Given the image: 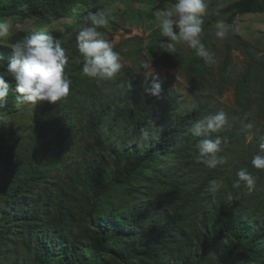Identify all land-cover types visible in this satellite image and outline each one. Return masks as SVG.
<instances>
[{"label": "trees", "instance_id": "1", "mask_svg": "<svg viewBox=\"0 0 264 264\" xmlns=\"http://www.w3.org/2000/svg\"><path fill=\"white\" fill-rule=\"evenodd\" d=\"M35 1L0 0V18L24 11L28 17L39 16L47 8L55 20L69 19L78 2L84 4L85 14L93 12L96 4V0ZM228 13L229 24L239 15L264 13V0H241L230 6ZM79 30L68 26L64 32H50L62 41L68 56L65 73L72 81L69 101L83 96L89 81L82 74L83 57L76 47ZM27 35L30 33L18 32L10 38V45H0V55L5 58L0 62V75H5L9 84L7 103L0 107V127L3 117L14 116L17 108V94L10 92L16 84L6 75L7 58L11 45ZM234 42L246 62L237 94L244 107H254L259 115L263 111L264 123V95L258 90L259 83L264 84V54L239 35H234ZM161 52L166 51L158 45L156 55ZM207 63L201 59L194 66L195 75L202 81L213 74ZM141 68L133 62L130 69L139 72ZM138 72L139 81L119 92L115 86L116 93H110L109 99L84 97V107L79 109L93 146L82 172L72 173L67 183L51 181L50 168L56 166L57 158L50 150L48 128L40 127L46 123L43 118L31 117L34 125L27 128L26 137L15 140L12 150L5 153L0 148V264H264V169L251 163L264 143V124L249 123L241 112L216 102L212 96L206 98L208 103L199 102L177 113L183 102L168 90L167 82L158 74L145 81ZM237 73L228 48L221 68L223 83L231 82ZM259 74L262 79H258ZM154 80L161 85L159 96L145 92V86ZM101 87L105 88L103 84ZM130 95L136 97L128 98ZM220 111L228 118L220 132L208 136L193 133L197 120ZM110 133L120 137L118 151L108 146L105 134ZM252 133L255 138L249 140ZM217 135L225 140L219 153L241 149L233 165L238 160L256 181L249 189L244 181L237 186L238 176L235 185L231 176L224 178L216 192L220 213H204L200 222L190 215L199 202L198 195L206 190L204 186L180 199L164 191L162 200L160 197L155 202L151 194L139 189L145 181L162 189H188L198 181L211 180L197 145ZM131 145L142 146V150L135 152ZM115 191L126 197H152L154 204L148 208L128 207L127 203L116 206L112 202Z\"/></svg>", "mask_w": 264, "mask_h": 264}, {"label": "rangeland", "instance_id": "2", "mask_svg": "<svg viewBox=\"0 0 264 264\" xmlns=\"http://www.w3.org/2000/svg\"><path fill=\"white\" fill-rule=\"evenodd\" d=\"M239 1L241 0H206L208 10L203 17L201 40L213 55V61L207 63L213 74L202 81L198 75H195L194 68L195 64L202 58L198 57L195 51L189 48L185 42L176 43L174 53L161 52L160 55H156L160 40L167 38L161 35L155 13L158 10L170 7L172 3L166 0H96L93 12L97 9H105L109 13L108 25L99 30L102 32L103 38L112 44L113 50L119 53L122 64L121 70L109 80L86 76L85 78H88L89 81L84 85L83 96L71 97V101L68 99L70 95L55 103L38 101L35 104H25L17 100L16 114L14 116L7 114L3 117V125L0 127V140L2 139L3 143L0 141V148L6 150L5 153L12 150L10 148L15 147V140L20 136L26 137L24 134H26L27 128L34 125H31L33 122L31 117L37 115V119L43 118L46 123L40 125V127L48 128L52 140L50 150H53V154L57 158L55 161L56 166L50 168L51 181L67 183L72 173L82 172L83 164L90 158V151L93 146L92 140L85 130L83 113L79 109V107H82V109L84 107V97L95 96V99L98 100L109 99L110 93H116L115 86H117L119 92L121 88L139 81L136 76L138 71H131L130 69L133 62H137L140 66L151 63L153 71L151 72V69H149L146 72L142 67L140 70L138 69L139 76L144 77L147 81L152 74H158L167 82L168 90L180 96L183 106L182 110L179 109L177 113L184 112V108L197 106L199 102L208 103L206 98L212 96L216 102L241 112L249 123L255 126L263 125L261 119L263 111L259 115L258 110H254V107H244L239 94H237L239 89L241 90V72L246 62L242 52L236 48L234 35L241 36L264 54V13L239 15L234 18L233 24H229L226 21L230 16L228 8ZM40 2L41 0H36L34 3ZM84 8V4L78 2L73 7L69 19L55 20L47 8H44L43 14L39 16L28 17L26 11H24L20 15L2 17L0 18V25L8 28V35L0 37V45H10V38L18 32L30 34L37 31L50 33L56 30L57 32H64L68 26L81 29L84 26L82 18L87 15L82 10ZM216 13H219V15ZM220 20H223L228 28V35L224 39H219L215 35V26ZM228 48L231 50L232 62L238 73L231 78V82L224 84L221 68ZM257 77L258 79L263 78L262 74ZM96 81H101V83L94 85ZM102 84L105 88L101 87ZM258 86L259 92L261 91L264 95L263 81ZM137 87L138 85L133 87L132 90H137ZM10 92L16 94L15 90ZM132 96L130 95L128 98L136 97ZM37 127L39 129V125ZM52 127L55 128V131L51 130ZM105 136L108 139L110 149L118 151L120 147L119 135L110 133L105 134ZM253 138H255L254 133L249 136V140ZM146 140H148L147 136ZM131 149L139 152L142 150V146L136 147L133 145ZM238 150L241 151V149L234 148L225 153H219L216 157L218 161L216 166L214 168L209 167L212 179L198 181V184L191 188L170 189L168 187L162 189L158 186H151L145 181L140 183L139 189L144 191L146 195L151 194L155 202V199L160 197L162 200L165 192L171 193L176 199H180L184 195L187 196L189 193L194 192L195 188L197 189L199 186L206 187V190H202L198 195L199 202L195 204V208L191 209L190 214L194 221L200 222L204 213L207 216L220 213L216 203V192L222 187L224 178H230L231 176L232 183L235 185V177L238 171L243 168L238 160L237 164L233 165L236 163ZM248 158L245 159L248 160ZM213 185H215L214 189ZM233 200L235 202V198ZM153 201L152 197L151 199L150 197L144 199L137 194L126 197L120 192L115 191L112 193V202L116 206L120 203H127L128 207L144 205L148 208L154 204ZM175 203L177 202L175 201ZM166 207L169 210L171 209L169 205H166Z\"/></svg>", "mask_w": 264, "mask_h": 264}, {"label": "clouds", "instance_id": "3", "mask_svg": "<svg viewBox=\"0 0 264 264\" xmlns=\"http://www.w3.org/2000/svg\"><path fill=\"white\" fill-rule=\"evenodd\" d=\"M206 0H176L174 4L155 13L161 35L166 40L159 43V47L168 53L176 51V43L185 42L195 54L212 62L213 55L201 40L203 32V17L207 14ZM219 15V13H216ZM109 13L105 9L88 12L82 19L84 26L76 35V47L83 57L82 74L102 80L112 79L122 68L120 55L113 50L112 44L103 38L99 30L106 27ZM215 35L224 39L228 35V28L223 20L216 24ZM8 35V28L0 25V37ZM0 55V62L4 61ZM68 64L66 49L62 41L55 38L47 31H37L25 36L22 40L11 45L10 56L7 58L6 75L15 81L16 98L18 102L35 104L38 101L55 103L69 95L71 79L65 73ZM146 72L151 69V63H145ZM145 92L159 96L160 83L155 80L150 86H145ZM9 84L5 75H0V107L7 103ZM228 123V118L223 111L215 114L204 115L193 124L192 131L195 135L208 136L220 132ZM224 138L219 135L214 139H203L198 145L199 158L208 167L214 168L217 164L216 154L221 152ZM252 165L257 169H264V143L260 145V153L253 156ZM237 186L239 181L246 182L249 189L256 183L255 178L247 171H238ZM215 185H213V189Z\"/></svg>", "mask_w": 264, "mask_h": 264}]
</instances>
